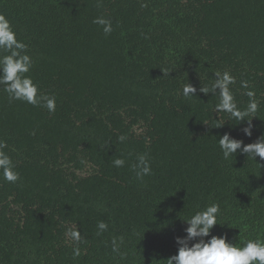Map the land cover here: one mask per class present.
Wrapping results in <instances>:
<instances>
[{
    "label": "trees",
    "instance_id": "16d2710c",
    "mask_svg": "<svg viewBox=\"0 0 264 264\" xmlns=\"http://www.w3.org/2000/svg\"><path fill=\"white\" fill-rule=\"evenodd\" d=\"M0 13L57 102L49 113L0 91V139L20 174L0 176V264H167L183 218L211 203L224 223L211 235L264 239V160L239 150L224 160L218 143L264 134V0H0ZM98 16L112 21L110 35ZM217 70L236 78L241 109L254 90L251 137L247 120L214 112L218 96L199 91ZM189 82L197 93L186 98ZM143 153L152 174L141 183L132 165ZM68 228L83 237L76 258Z\"/></svg>",
    "mask_w": 264,
    "mask_h": 264
},
{
    "label": "clouds",
    "instance_id": "9594fccd",
    "mask_svg": "<svg viewBox=\"0 0 264 264\" xmlns=\"http://www.w3.org/2000/svg\"><path fill=\"white\" fill-rule=\"evenodd\" d=\"M101 0H98L100 6ZM93 23L102 26L104 34L110 35L113 32L112 21L104 16H98ZM29 45L18 39L17 32L10 19L0 13V91L7 94L9 101H21L27 104L43 107L49 113L56 111V97L40 90L39 84L29 75L33 68V57L28 52ZM163 70V69H162ZM164 75L170 72L163 70ZM215 79L210 86L203 85L199 91L218 96V103L214 106V112L227 113L229 118L239 123L247 120V126L243 128L246 136L253 135L252 120L258 117L260 103L256 99L254 90L249 89L247 81H242L241 86L245 89L249 101L246 108L241 109L235 99L231 86L236 84V78L229 71H219L214 73ZM197 88L190 82L183 86L182 94L188 98L196 96ZM208 124L207 122H204ZM237 123V124H239ZM225 123H217L214 128L223 126ZM123 143L126 137H118ZM219 148L224 160L235 157L239 150L247 155V158L256 160L259 156L264 160V134L257 138L253 143L244 144L243 140L232 137L231 133L223 134L219 140ZM8 147L7 142L0 139V176L4 181L16 183L20 180V174L16 170L14 161L5 151ZM125 164L122 157H117L112 161L114 167L120 168ZM136 179L141 183L144 178L152 174L151 162L148 154H139L136 162L132 165ZM220 205L211 203L203 210L195 212L188 219L183 220L187 223L184 229V236L175 238L178 252L167 259V264H264V239H241V229L237 243H233L227 235H211L213 228L219 222ZM108 230L105 221L97 223V235ZM66 237L74 243L73 257H79L81 250L79 244L83 237L79 229L68 228ZM207 238V239H206ZM116 238L112 240V252L123 259L121 244Z\"/></svg>",
    "mask_w": 264,
    "mask_h": 264
}]
</instances>
